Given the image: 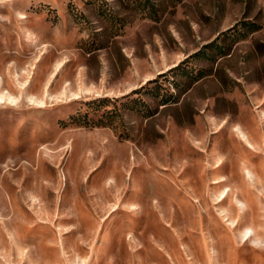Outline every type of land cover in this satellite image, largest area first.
Returning a JSON list of instances; mask_svg holds the SVG:
<instances>
[{
    "label": "rangeland",
    "instance_id": "1",
    "mask_svg": "<svg viewBox=\"0 0 264 264\" xmlns=\"http://www.w3.org/2000/svg\"><path fill=\"white\" fill-rule=\"evenodd\" d=\"M0 264H264V0H0Z\"/></svg>",
    "mask_w": 264,
    "mask_h": 264
},
{
    "label": "trees",
    "instance_id": "2",
    "mask_svg": "<svg viewBox=\"0 0 264 264\" xmlns=\"http://www.w3.org/2000/svg\"><path fill=\"white\" fill-rule=\"evenodd\" d=\"M177 68V67H176ZM109 102L107 98H102V99H96L93 104L95 105L96 108H102L104 107L105 103ZM140 112V111H138ZM110 113H102L97 120H94L89 117L88 113H85L83 115H76L72 116L70 118L71 124L76 125V126H82V127H96V126H105L110 122L111 116L109 115ZM113 114V113H112Z\"/></svg>",
    "mask_w": 264,
    "mask_h": 264
},
{
    "label": "bare ground",
    "instance_id": "3",
    "mask_svg": "<svg viewBox=\"0 0 264 264\" xmlns=\"http://www.w3.org/2000/svg\"><path fill=\"white\" fill-rule=\"evenodd\" d=\"M243 137V136H242Z\"/></svg>",
    "mask_w": 264,
    "mask_h": 264
}]
</instances>
